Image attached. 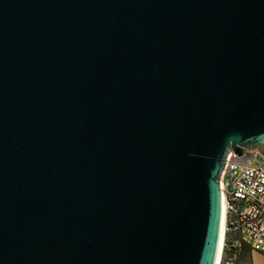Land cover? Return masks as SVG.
Returning a JSON list of instances; mask_svg holds the SVG:
<instances>
[{
	"label": "water",
	"instance_id": "obj_1",
	"mask_svg": "<svg viewBox=\"0 0 264 264\" xmlns=\"http://www.w3.org/2000/svg\"><path fill=\"white\" fill-rule=\"evenodd\" d=\"M253 146L264 0H0V264H215Z\"/></svg>",
	"mask_w": 264,
	"mask_h": 264
},
{
	"label": "built area",
	"instance_id": "obj_2",
	"mask_svg": "<svg viewBox=\"0 0 264 264\" xmlns=\"http://www.w3.org/2000/svg\"><path fill=\"white\" fill-rule=\"evenodd\" d=\"M245 150L239 156L226 153L218 175L226 210L223 253L246 245L264 257V155Z\"/></svg>",
	"mask_w": 264,
	"mask_h": 264
},
{
	"label": "rangeland",
	"instance_id": "obj_3",
	"mask_svg": "<svg viewBox=\"0 0 264 264\" xmlns=\"http://www.w3.org/2000/svg\"><path fill=\"white\" fill-rule=\"evenodd\" d=\"M249 149L256 150L260 153L257 146L250 147ZM258 256V257H256ZM255 258V259H254ZM260 258L261 260H258ZM264 264V258L260 255L254 254L250 251V249L243 245L240 250L237 248H233L232 251L226 252L222 254L221 264Z\"/></svg>",
	"mask_w": 264,
	"mask_h": 264
},
{
	"label": "bare ground",
	"instance_id": "obj_4",
	"mask_svg": "<svg viewBox=\"0 0 264 264\" xmlns=\"http://www.w3.org/2000/svg\"><path fill=\"white\" fill-rule=\"evenodd\" d=\"M225 233H226V210H225L224 199L221 196V234H220L215 264H221Z\"/></svg>",
	"mask_w": 264,
	"mask_h": 264
},
{
	"label": "crops",
	"instance_id": "obj_5",
	"mask_svg": "<svg viewBox=\"0 0 264 264\" xmlns=\"http://www.w3.org/2000/svg\"><path fill=\"white\" fill-rule=\"evenodd\" d=\"M254 254H257V255H260V254H258V253H254ZM261 256V255H260ZM256 257H258V256H256ZM261 257H263V256H261ZM264 258V257H263ZM255 259V258H254ZM258 260H261L260 258H257ZM262 261V260H261Z\"/></svg>",
	"mask_w": 264,
	"mask_h": 264
}]
</instances>
